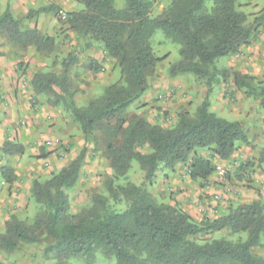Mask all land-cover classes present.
Wrapping results in <instances>:
<instances>
[{
	"label": "trees",
	"instance_id": "16d2710c",
	"mask_svg": "<svg viewBox=\"0 0 264 264\" xmlns=\"http://www.w3.org/2000/svg\"><path fill=\"white\" fill-rule=\"evenodd\" d=\"M74 1L83 11L68 15L70 29L102 46L120 68L122 83L108 86L102 97L87 107H77L72 94L62 86L73 55L63 64L60 78L34 74L31 86L37 94L54 96L52 104L69 112L84 138L95 132L104 136L112 176L104 184L105 195L94 196L90 206L77 214L70 213L66 191L77 182L84 150L48 180L34 181L31 196L44 209L30 226L11 216L0 235V249L10 254L19 244L45 242L42 255L53 264H72V259L92 264L97 252L107 260L113 259L114 264H264L251 252L261 246L264 234V206L259 200L229 205L223 215L196 221L177 204L158 202L147 189L160 166L173 171L187 163L190 179L206 180L216 167L199 156L198 150L207 149L212 157L227 161L238 144L249 145L241 122L209 111V95L218 72L215 63L251 43V29L236 11L234 0H211L209 8L208 0H172L153 18L150 11L154 0H122L120 9L115 8L116 0ZM47 11L43 8L29 15ZM157 30L180 47V61L171 66L170 76L192 74L205 80L207 88L194 114L177 113L174 125L168 128L142 118L127 121L124 117L127 108L146 91L149 70L162 60L150 47ZM0 35L21 48L32 46L39 52L52 49L53 39L40 36L35 29L22 30L9 6L0 15ZM90 64L96 69L94 61ZM230 75L235 88L244 90L258 108L264 109V81L255 86L237 71ZM220 76L225 80L229 74L222 70ZM55 86L61 95L54 93ZM145 147L148 150L141 151ZM23 152L24 146L12 141L0 145V154L5 156ZM257 161L264 173V151ZM133 162L143 172V182L116 184ZM247 162L244 168H253ZM11 174L8 168L1 169L6 182L11 181ZM245 184L249 188L252 181L246 178ZM120 203L124 205L122 210L112 207ZM222 230L245 234L246 238L205 243L191 239Z\"/></svg>",
	"mask_w": 264,
	"mask_h": 264
},
{
	"label": "rangeland",
	"instance_id": "374dc122",
	"mask_svg": "<svg viewBox=\"0 0 264 264\" xmlns=\"http://www.w3.org/2000/svg\"><path fill=\"white\" fill-rule=\"evenodd\" d=\"M171 1L154 0L150 16L153 18L161 14ZM6 2L9 3L12 16L20 23L22 30L35 29L40 36L52 38L53 44L50 51L39 52L32 46L21 48L13 45L0 35V106L6 108L8 98L13 97L16 100L19 91L22 98L20 108L15 104L11 109V120L0 117V143L7 140L4 138L11 136V133L7 134L8 129L2 128L3 124H6L16 131L15 139L11 141L24 146L22 154L10 157L0 154V235L4 233L5 223L11 216L28 226L33 223L34 218L44 208L31 196L32 183L48 180L51 175L75 160L82 150L84 158L77 182L66 191L71 214L88 208L94 196L105 195L104 184L112 176L105 152L104 136L95 132L84 138L69 112L62 106L52 104L54 96L34 92L31 86L32 76L41 74L60 78L63 64L74 55L67 80L62 86L72 94L73 101L79 108H85L89 102L101 98L108 86L122 83L120 68L105 54L102 46L70 29L67 23L68 15L83 11L82 5L74 0H0V15ZM122 6L123 1L116 0L115 8L120 9ZM206 6L211 7V0L206 2ZM234 6L236 11L245 17V26L251 29V43L240 48L234 55L221 58L215 63L218 72L213 78L209 102L211 100L212 104L217 105L219 101H223L227 104L222 110L230 115L234 114L248 135L249 145L238 146L244 147L245 151L252 153L255 158L244 160L242 165L237 167V172L232 174L228 165L212 157L209 150L197 151L203 159H209L215 167L224 169V174H218L228 184L230 178H241L240 173L247 168H244L246 161L252 163L251 166L264 175L263 166L257 161L258 154L264 151V109L258 108L253 97L245 94L244 90L236 89L230 75L231 72L237 71L255 86L264 81V0H234ZM43 8L49 11L29 15L30 12ZM150 47L153 55L162 60L149 70L146 91L127 108L124 117L127 121L142 118L168 128L174 125L177 113L194 114L196 107L206 96L207 88L205 80L192 74L170 76L171 66L180 61V47L168 40L161 31H155L150 39ZM93 61L96 64L94 70L90 64ZM222 70L229 74L225 80L220 76ZM53 91L56 95H61L59 87H53ZM216 115L220 117L219 113ZM226 120L234 121L230 117ZM19 130L23 131L25 138H18ZM147 150L146 147L141 149L143 152ZM2 168L11 171L10 182L2 179ZM171 172L160 166L151 184L147 185V189L158 202L167 199L161 196L163 191L160 189L169 182ZM142 182L143 172L139 165L133 162L126 176L119 178L116 184L139 185ZM112 207L120 211L124 205L113 204ZM245 238V234H232L222 230L191 239L197 243H205L219 239L234 242ZM260 240L261 246L253 248L251 252L264 260V234ZM44 243L19 244L17 250L10 254L0 249V264H53L50 258L42 255ZM114 262L113 259L107 260L97 252L92 264ZM70 263L86 264L83 260L74 259L70 260Z\"/></svg>",
	"mask_w": 264,
	"mask_h": 264
},
{
	"label": "crops",
	"instance_id": "0c3cea01",
	"mask_svg": "<svg viewBox=\"0 0 264 264\" xmlns=\"http://www.w3.org/2000/svg\"><path fill=\"white\" fill-rule=\"evenodd\" d=\"M7 6L10 8L8 2L5 3L4 10ZM15 98L16 100L13 99V97L11 99L8 98L9 100L6 108L0 106V117L2 119L7 118L8 120H11V109L15 104L20 108L19 105L22 103L21 91L16 94ZM214 104H212L210 100V110L212 113H219L220 117L223 119L230 117L233 118L234 121L240 122L234 117V114L230 115L222 110L227 107L225 102L219 101L217 105ZM2 128L3 130L8 129L7 134L11 133L10 137L4 139H7L8 141L15 139V128L6 124H3ZM17 136L19 139L25 138V134L21 130L18 131ZM1 144L2 142L0 145ZM247 158H255V156L252 153L245 151V148L239 145L238 149L229 160L220 161V163L228 165L229 170L234 174L237 172V167ZM241 174V178H230L229 184L228 182L223 181L218 173H212L206 180H192L189 178L188 164L179 165L171 172L169 182L160 189L163 191L161 196L167 197V199L162 202L170 205L177 204L196 220H200L203 217L212 219L223 215L229 205L250 203L259 200L264 206V175L257 172L254 167L246 168V170L240 173V175ZM246 178L252 181L249 188L245 186Z\"/></svg>",
	"mask_w": 264,
	"mask_h": 264
},
{
	"label": "built area",
	"instance_id": "2783aa9c",
	"mask_svg": "<svg viewBox=\"0 0 264 264\" xmlns=\"http://www.w3.org/2000/svg\"><path fill=\"white\" fill-rule=\"evenodd\" d=\"M215 171L217 172V173H219V174H224L225 172H224V169L222 168V167H216L215 168Z\"/></svg>",
	"mask_w": 264,
	"mask_h": 264
}]
</instances>
